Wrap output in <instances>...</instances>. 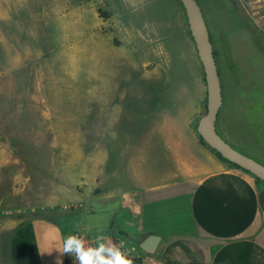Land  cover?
Masks as SVG:
<instances>
[{"label": "crops", "instance_id": "crops-1", "mask_svg": "<svg viewBox=\"0 0 264 264\" xmlns=\"http://www.w3.org/2000/svg\"><path fill=\"white\" fill-rule=\"evenodd\" d=\"M142 1L94 0V17L102 8L107 17L99 19L108 27L106 45L94 46V54L105 51L109 65L121 63L124 69L151 64L163 69L162 55L177 53L180 61L171 68L191 63L198 76L167 79L162 84L171 87L167 92L145 93L128 92L110 75L101 98L94 79V102L102 106L94 126L106 134L105 151L94 157V175H77L79 161L65 159L62 171L73 176L56 199L60 206L48 201L17 209L7 228L0 229V264H77L58 250L64 238L78 233L92 246L100 235L115 244L125 241L133 249V264H264V181L220 158L196 131L207 89L184 7L178 0H152L162 1L167 11L170 6L172 16L164 14L160 31L149 33L138 12ZM11 3L0 0V78L19 64L8 41L11 12L18 11ZM34 20L25 30L33 29ZM189 82L194 92H187ZM222 86L218 133L264 165V105L256 108L257 101L243 102L230 85ZM240 121L251 127V135L238 129ZM82 213L94 214V224ZM151 235L160 241L147 253L141 243Z\"/></svg>", "mask_w": 264, "mask_h": 264}, {"label": "rangeland", "instance_id": "rangeland-1", "mask_svg": "<svg viewBox=\"0 0 264 264\" xmlns=\"http://www.w3.org/2000/svg\"><path fill=\"white\" fill-rule=\"evenodd\" d=\"M11 1L18 11L11 12L14 28L8 41L19 64L0 78V145L4 146L0 149V229L7 228L17 209L48 201L54 208L60 206L56 199L67 191L73 176L62 171L65 159L79 161L77 175L85 179L94 175V157H101L106 145V134L94 126V114L102 111L101 104L94 102V79L101 98L110 75L118 77L128 92L145 93L167 92L171 87L162 85L167 79L198 76L191 63L184 62V69L171 68L178 61L177 53L162 55L163 69H154L152 64L147 69L109 65L105 51L94 54V46L106 45L108 32L101 16L94 17V0ZM198 1L222 82L243 102L257 101L256 108L263 106L264 0ZM112 7L119 14L117 6ZM170 8L167 11L162 1H142L138 12L145 17L143 29L160 31L163 15L172 16ZM100 12L107 15L102 8ZM33 19V29L25 30ZM189 84L187 92H194L193 82ZM237 127L251 135L245 121ZM82 215L94 224V214Z\"/></svg>", "mask_w": 264, "mask_h": 264}, {"label": "water", "instance_id": "water-1", "mask_svg": "<svg viewBox=\"0 0 264 264\" xmlns=\"http://www.w3.org/2000/svg\"><path fill=\"white\" fill-rule=\"evenodd\" d=\"M180 1L203 66L207 89L206 111L197 123V131L209 147L227 161L264 181V165L234 148L217 131V119L223 105V86L211 34L199 1ZM159 241L158 236L151 235L141 243V248L147 253H153Z\"/></svg>", "mask_w": 264, "mask_h": 264}, {"label": "clouds", "instance_id": "clouds-1", "mask_svg": "<svg viewBox=\"0 0 264 264\" xmlns=\"http://www.w3.org/2000/svg\"><path fill=\"white\" fill-rule=\"evenodd\" d=\"M123 246V242L115 244L103 235L96 237L95 246L89 245L82 236L69 235L64 238L58 253L72 255L77 264H133L122 251Z\"/></svg>", "mask_w": 264, "mask_h": 264}, {"label": "built area", "instance_id": "built-area-1", "mask_svg": "<svg viewBox=\"0 0 264 264\" xmlns=\"http://www.w3.org/2000/svg\"><path fill=\"white\" fill-rule=\"evenodd\" d=\"M76 235H78V236H82V237L88 242V244L92 246V242H91V240L89 239L88 236H86V235H84V234H82V233H78V234H76ZM121 242H123V245H124L123 248H122V251H124V252L127 253L128 258H131L133 249L130 248V247L126 244V242L123 241V240L118 241L116 244H120Z\"/></svg>", "mask_w": 264, "mask_h": 264}, {"label": "trees", "instance_id": "trees-1", "mask_svg": "<svg viewBox=\"0 0 264 264\" xmlns=\"http://www.w3.org/2000/svg\"><path fill=\"white\" fill-rule=\"evenodd\" d=\"M181 5H182V3L181 2H179ZM183 6V5H182ZM102 17H107V15H101ZM215 54H216V52H215ZM196 131H197V125H196ZM200 136V135H199ZM200 142L203 144V145H205V146H208L209 147V145L204 141V139L200 136ZM211 148V147H210ZM214 152H216L214 149H212ZM217 153V155L220 157V158H222L223 160H225V161H227L225 158H223L218 152H216ZM227 162H229V161H227ZM230 164H232V165H234V166H236V167H238L237 165H235V164H233V163H231V162H229ZM240 168V167H239ZM258 180H260L259 178H257ZM261 181V180H260Z\"/></svg>", "mask_w": 264, "mask_h": 264}]
</instances>
